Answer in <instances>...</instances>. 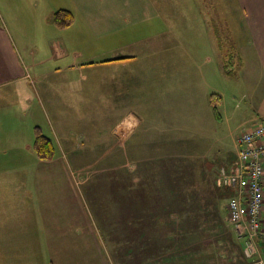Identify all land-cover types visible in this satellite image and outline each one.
I'll return each instance as SVG.
<instances>
[{"label": "rangeland", "instance_id": "374dc122", "mask_svg": "<svg viewBox=\"0 0 264 264\" xmlns=\"http://www.w3.org/2000/svg\"><path fill=\"white\" fill-rule=\"evenodd\" d=\"M151 3L156 4L159 13L150 11L144 18L140 15L134 22L130 21L129 48L134 56L125 67L120 63L105 66L102 61H95L99 70L87 75L85 91L62 87L55 92L42 91L39 97L31 93L30 103L26 100L21 103L11 89L2 91L0 138L16 135V141L32 142L38 126L55 145L49 122L55 123L56 119L58 130L74 132L72 143L83 148L76 152L110 155L61 156L57 151L52 159L44 160L34 150L27 153L19 147L0 149V186L4 182L32 181L37 167L61 163L70 172L74 171L69 191L72 197L80 199L81 214L85 213L83 220L74 216V209L70 210L71 235L67 244L60 235H39L43 221L31 215V195L25 197L19 190L20 201H27L31 214L26 212L25 219L6 215L3 220L0 213V264H82L84 261L106 264L100 255L109 251L114 264H130L127 253L130 235L117 234L124 226L130 230V181L163 183L165 179L160 171L168 158L192 169L190 178L199 191L194 207L201 218V231L179 248L196 249L199 264H241L242 257L243 264L250 261L244 252V256L240 254L244 239L237 236L227 216V203L233 190L215 183L220 167L235 159L238 136L257 122L252 118L257 89L262 83L259 76L251 74L256 72L252 67L254 61L225 57L245 37L235 26L233 17L238 12L233 15L230 6H236L231 0H151ZM224 22L229 24L227 31ZM154 27L163 31L160 37H145V31ZM154 70L162 72L161 78H157L161 86L157 90L149 89L143 82L144 72ZM58 81L59 77H52L51 82ZM197 82L200 96L192 87ZM187 90L188 99L185 96L182 99ZM212 92L222 98L215 103L217 115L207 103ZM130 119L135 120L132 130ZM122 124L126 128L119 129ZM154 130L162 131L158 136L165 142L160 150L152 152L147 140ZM140 151L149 153L137 155ZM156 151L163 154L157 156ZM183 194L182 200L187 193ZM169 210L166 214L159 207L153 209V225L149 222L148 226L165 229V238L176 242L183 235L178 229L183 231L182 227H186L182 217L185 215L178 213L175 205ZM206 210L210 214L204 217ZM125 213H130L126 219ZM85 241L87 245H82ZM118 244H121L118 259L124 261L121 263L115 257Z\"/></svg>", "mask_w": 264, "mask_h": 264}, {"label": "crops", "instance_id": "0c3cea01", "mask_svg": "<svg viewBox=\"0 0 264 264\" xmlns=\"http://www.w3.org/2000/svg\"><path fill=\"white\" fill-rule=\"evenodd\" d=\"M231 1L236 6L235 8L230 6L233 15L234 12H238L233 17L237 22L235 26L245 37L240 45L228 52L229 57H225L229 60L254 61L252 67L256 72L251 74L259 76V81H262L257 89L259 94L255 101V116L252 118L258 120L264 118V0ZM158 4L160 7V2ZM60 9L70 11L73 16L72 21L63 27L56 26L52 21L53 13ZM150 11L151 13L153 11V14L159 13V8L156 9V4H152L151 0H0V98L2 91L6 92L8 89L19 97L21 103H24V100L30 103L33 99L30 98L31 93L39 97L42 91H54L62 87L74 92L85 91L87 75L97 73L96 71L99 70L97 67L99 63L95 61H102L105 66L117 63L126 66L130 57L134 56L130 55L129 48L130 21L134 22L140 15L144 18V14ZM223 25L225 31L229 30L228 23L224 22ZM159 29V27H154L150 31L147 29L144 35L146 34L147 38H159L163 33ZM116 70L118 73V69ZM161 73H156L155 70L153 73L144 72L143 82L149 89L157 90L161 87L158 84ZM54 76L59 77L56 83L51 82ZM192 87L200 96L199 83ZM189 92L187 90L182 95V99L183 96L187 98ZM218 95L221 98V95ZM220 98H217L218 102L222 101ZM207 103L210 105L212 103L210 94L207 96ZM55 123L58 125L56 119ZM55 123L49 122L56 142L55 153L58 151L61 156L110 155L108 152H76L83 148L79 144L72 143L74 132H62L57 129ZM123 124L119 129L126 128ZM134 124L135 120L130 119V130ZM161 132L154 130L147 140L148 148L152 152L160 150L162 142H165L158 136ZM15 138L16 135L1 137L0 149L6 151L19 147L27 153L33 151V139L32 142L29 140L20 142ZM148 153V151H140L137 155ZM154 154L158 156L163 153L156 151ZM34 172L32 181L1 183L0 207L2 205L3 209L0 208V213L4 217L3 220L6 215H15L20 219L27 218L26 212H30L27 201H20L22 196L18 194L21 190L23 196L31 195L32 214H30L34 215L35 219L43 221L42 230L38 231L39 235L46 237L60 235L67 244L71 235L68 226L72 213L70 210L74 209V216H80L85 220V213L81 214L83 205L81 207L80 199L72 197L69 191L72 181L70 177L74 171L70 172L61 163H46L37 167ZM166 186V182L161 183V180L152 185L145 180L130 181V213L132 214L130 230L124 226L125 229L122 227L121 233H117L130 235V249L126 250L130 253V264H180L181 260L177 258L181 257H178L176 252L171 254L176 249V245L167 244L165 229L146 224V221L149 223L152 219V214L145 211L144 205L151 203L153 198L155 203L164 202ZM130 213L123 215L125 219ZM86 241L82 245H87ZM120 248L121 244H118L115 249L118 263L124 262L118 259ZM239 249L240 254L243 255L242 247ZM122 251L126 252L125 249ZM109 252L100 255V258L106 264H114V256ZM171 258L173 260H170ZM240 261L243 264V257ZM82 264L92 263L84 261Z\"/></svg>", "mask_w": 264, "mask_h": 264}, {"label": "built area", "instance_id": "2783aa9c", "mask_svg": "<svg viewBox=\"0 0 264 264\" xmlns=\"http://www.w3.org/2000/svg\"><path fill=\"white\" fill-rule=\"evenodd\" d=\"M236 146L235 159L220 167L215 183L233 190L227 216L244 239L247 264H264V118L242 132Z\"/></svg>", "mask_w": 264, "mask_h": 264}, {"label": "trees", "instance_id": "16d2710c", "mask_svg": "<svg viewBox=\"0 0 264 264\" xmlns=\"http://www.w3.org/2000/svg\"><path fill=\"white\" fill-rule=\"evenodd\" d=\"M72 19H73L72 13L65 9L57 10L52 15V21L58 27H63L68 25L72 21ZM217 98H220L218 94L216 93L210 94L212 109L216 115H217V107L215 103L218 102ZM32 146L37 157L40 159L48 160V159H52V157L54 156L55 146L53 145L51 138L45 135L38 126L34 130ZM164 162L166 163V164L164 163L165 167L160 171L167 185L165 188L166 194L164 200L170 199L171 201L167 203L161 202L162 204L154 203L152 201L151 203H149L148 206L146 205V211H149L151 213L153 209H157L159 207L161 209V213L165 212L166 214H168L170 213L169 207L175 205L178 213L182 214L181 212H184L185 216L182 217L184 219V224L186 225V227L185 228L184 226L182 227L183 231L178 229L179 232H183V235L178 236L179 239L178 240L176 239V242L171 240L170 238H167V244L176 245V249H174L171 254L176 252L178 257H181V258H177L181 260L180 264H199L200 258L196 255V252H198L196 249L190 250L186 248L185 249L179 248V246L182 243L184 244V242L187 241L190 237H193L195 234H197L198 232L200 233L201 231L200 230L201 218L196 212V209L194 207V204L197 203L195 202L194 199L198 198L197 195L199 191L197 190V187L194 185V181H192V179L190 178V170L192 169L187 167L185 164L180 163V161H175L173 158H168L164 160ZM184 192H186L187 194L185 196V199L182 200L184 196L183 194ZM148 207L152 209H149ZM179 208H181V210ZM209 214H210L209 210H206L204 215L202 214V216L205 217L208 216ZM152 220L153 219L150 220L151 225H153ZM146 224L148 225L149 223H147L146 221ZM170 260H173V258H171Z\"/></svg>", "mask_w": 264, "mask_h": 264}]
</instances>
